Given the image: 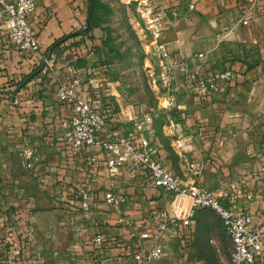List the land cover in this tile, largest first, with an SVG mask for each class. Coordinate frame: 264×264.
<instances>
[{"label": "crops", "instance_id": "0c3cea01", "mask_svg": "<svg viewBox=\"0 0 264 264\" xmlns=\"http://www.w3.org/2000/svg\"><path fill=\"white\" fill-rule=\"evenodd\" d=\"M139 1L147 3L149 50L155 57L162 48L203 77L226 69L237 73L234 86L219 85L202 104L177 68L169 71L172 91L158 93L160 114L147 134L156 156L184 182L214 191L247 177L245 191L252 199L236 197L234 206L252 214L256 224L264 223V188L254 179L264 165V0ZM89 9V0H38L32 26L41 54L15 50L0 19V227L8 220L16 229L23 250L18 264H133L127 247L134 244L144 251L153 243L133 236L153 232L162 222L168 224L165 253L156 264H207L205 250L221 258L226 241L231 255L224 227L212 228L205 212L183 227L188 200L178 197L185 203L184 214L175 209L168 215L170 198L176 196L155 188L146 170L111 173L101 149L77 151L63 138L61 121L72 107L60 103L56 93L67 79L70 50L84 71L100 66L95 49L101 41L93 32L66 41L61 48L74 45L65 52L53 45L84 31ZM244 20L249 24L243 25ZM42 54L53 57L56 73L45 67ZM155 64L161 72L162 61ZM111 69L101 73L100 92L89 95L85 88L82 93L110 125L130 132L132 119L146 105L111 83ZM161 118L164 123L157 125ZM88 176L93 181L86 213L76 193ZM108 191L126 195L128 203L109 207L104 202ZM97 235L104 239L102 246L93 242Z\"/></svg>", "mask_w": 264, "mask_h": 264}, {"label": "built area", "instance_id": "2783aa9c", "mask_svg": "<svg viewBox=\"0 0 264 264\" xmlns=\"http://www.w3.org/2000/svg\"><path fill=\"white\" fill-rule=\"evenodd\" d=\"M37 5L38 0H0L1 28L17 51L41 54L38 34L32 26ZM158 12L159 17L166 18L167 14L164 10ZM242 23L249 24L248 20ZM158 54L162 61L161 79L164 85L171 89L169 71L176 67L199 100L209 98L219 85L232 87L236 82L237 73L233 69L217 71L203 77L184 59H178L162 48L159 49ZM198 57L203 58V55L200 54ZM41 58L45 67L51 73H56V68L52 64L53 57H44L42 54ZM65 72L67 79L60 82L56 98L60 103L72 107V114L61 121V130L63 138L73 149L77 151L87 148L101 149L104 152L106 167L111 173L121 168H126L130 172L146 170L155 188L169 196L181 197L189 201V209L182 222L183 227H191L198 210L210 209L220 217L231 241V264H264V223L256 224L252 214L234 206L236 197L252 199V195L245 191L248 186L247 177L223 186L217 191L200 184L184 182L156 156L147 137V134L153 133L154 121L160 114L158 108H147L143 113L135 116L132 119L133 130L126 132L118 125H110L107 115L82 93L85 88L88 89L89 95L103 89L104 82L101 79L107 72L106 68L92 65L80 71L74 64L66 62ZM200 136L203 138L204 133L201 132ZM79 170L82 171L80 168ZM254 179L261 188H264V165ZM92 181V176L86 177L84 184L76 193L79 207L86 213L91 211L89 185ZM128 201L126 195L114 191H108L104 196V202L111 208L118 209ZM120 222L123 223V220ZM1 226H4V231L0 232V264H18L23 250L16 229L8 220L2 222ZM167 230L168 224L162 222L153 232L134 235L133 238L140 242L153 243L144 251L134 244L127 247L133 264H156L162 259L165 253L162 239ZM93 242L102 246L104 239L101 235H97Z\"/></svg>", "mask_w": 264, "mask_h": 264}, {"label": "rangeland", "instance_id": "374dc122", "mask_svg": "<svg viewBox=\"0 0 264 264\" xmlns=\"http://www.w3.org/2000/svg\"><path fill=\"white\" fill-rule=\"evenodd\" d=\"M99 1L102 24L101 27L93 30L98 34L94 38L101 41V48L95 49L99 65L104 64V62H112L109 75L111 83H118L120 92L125 95L138 96L146 105L145 109L158 108V93L167 95L172 90L164 85V81L161 79L162 72L157 70L155 62L158 61V58L160 59L158 52V57H155L149 50L152 31L150 21L145 15L146 5L139 0ZM103 45L111 50V61H107L106 49L103 48ZM161 120L157 125L164 123V118ZM170 200L172 206L169 205L170 211L167 214L175 213L176 210L184 214L185 203L183 200L178 197L170 198ZM209 213H205L207 224L212 228L219 224L222 225L217 214ZM175 218L181 219L183 217L177 215ZM3 229L4 226H1L0 232H3ZM207 235L210 237L209 234ZM228 245L226 241V247L221 258L214 257L213 251L205 250L204 256L207 258L205 262L207 264H231ZM210 246L213 245L210 243Z\"/></svg>", "mask_w": 264, "mask_h": 264}, {"label": "trees", "instance_id": "16d2710c", "mask_svg": "<svg viewBox=\"0 0 264 264\" xmlns=\"http://www.w3.org/2000/svg\"><path fill=\"white\" fill-rule=\"evenodd\" d=\"M90 1V9H89V18H88V23H87V28L82 31V32H75L67 37H65L64 39H61L59 41H57L54 45H53V49H57L59 48L62 52L67 51L69 48H71L74 43H70L68 46H64L63 48H61V45L64 44L66 41L71 40V39H75L77 37H85V36H89L91 34H93V30L98 29L99 27H101L102 24V17L100 14L101 11V4L99 0H89ZM93 37V36H91ZM103 48L106 49V56H107V61H111V50H108L106 45H103ZM70 55L71 56V60L68 61V63L70 64H74L77 67L83 66L82 64H78V62L80 61V57L77 55V53H75L74 51L70 50ZM112 62L108 63V62H104V64L100 65L103 68L109 69L111 67ZM207 100H209L208 98L206 99H200V102L202 104H207ZM77 196V194H76ZM78 200V198H77ZM199 211L202 212H214L210 209H202V210H198L195 214V217L193 219L196 218L197 214ZM215 213V212H214ZM216 214V213H215ZM220 218V217H219ZM221 220V219H220ZM222 222V221H221ZM223 225V224H222Z\"/></svg>", "mask_w": 264, "mask_h": 264}]
</instances>
